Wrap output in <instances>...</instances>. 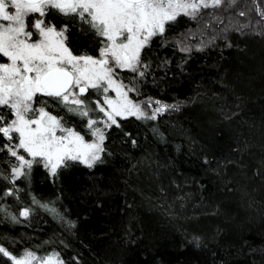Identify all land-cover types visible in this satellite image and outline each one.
<instances>
[{
  "label": "trees",
  "instance_id": "16d2710c",
  "mask_svg": "<svg viewBox=\"0 0 264 264\" xmlns=\"http://www.w3.org/2000/svg\"><path fill=\"white\" fill-rule=\"evenodd\" d=\"M236 4L202 9L195 20L182 14L142 53L151 68L139 95H129L179 109L151 121L120 118L94 168L74 163L53 179L36 166L29 187L17 181L22 203L7 198L12 211L31 204L32 193L55 199L75 225L39 207L24 223L0 213V243L15 254L56 250L65 264H264V0ZM70 38L82 49L89 41L79 26ZM118 71L126 83L135 75ZM49 110L85 131L75 116ZM8 186L0 179V195ZM0 264L12 262L0 254Z\"/></svg>",
  "mask_w": 264,
  "mask_h": 264
},
{
  "label": "snow or ice",
  "instance_id": "6c2138e0",
  "mask_svg": "<svg viewBox=\"0 0 264 264\" xmlns=\"http://www.w3.org/2000/svg\"><path fill=\"white\" fill-rule=\"evenodd\" d=\"M222 4L223 0H0V156L9 166L0 167V179L11 185L0 195L4 219L24 223L39 207L74 226L55 199L44 201L32 193L31 204L12 211L7 198L22 203L24 189L17 181L29 187L36 166L42 165L53 179L74 163L94 168L107 152L108 130L122 127L120 118L151 121L179 109V103L129 95H139L137 82L151 68L142 53L154 38L165 37L182 14L195 20L202 9ZM65 18L67 22L58 23ZM76 26L89 37L83 49L70 38ZM180 36L190 39L185 33ZM176 43L191 53V43ZM125 69L135 74L128 83L118 71ZM49 106L78 118L85 131L69 126L65 116ZM193 240L202 243L199 235ZM0 254L12 264H65L56 250L41 256L25 248L15 254L0 243Z\"/></svg>",
  "mask_w": 264,
  "mask_h": 264
},
{
  "label": "rangeland",
  "instance_id": "374dc122",
  "mask_svg": "<svg viewBox=\"0 0 264 264\" xmlns=\"http://www.w3.org/2000/svg\"><path fill=\"white\" fill-rule=\"evenodd\" d=\"M238 0H235V2L233 3V0H223V4L222 5H220V6H216V8L217 9H221L222 11H224V10H228L229 8H232V6H233V4L235 5L236 4V2H237ZM237 5V4H236ZM235 5V6H236ZM208 8H212V6H209ZM239 10H240V7H239ZM259 12V11H258ZM226 19H228V18H225V20ZM229 20V19H228ZM230 22H232V20H229ZM239 22V21H238ZM236 23V25H241V27H242V25L244 26L245 24H243V23ZM235 23H230V25H234ZM248 26V25H247ZM111 94H115L114 93V91L111 93ZM89 139H91V136L89 137Z\"/></svg>",
  "mask_w": 264,
  "mask_h": 264
}]
</instances>
